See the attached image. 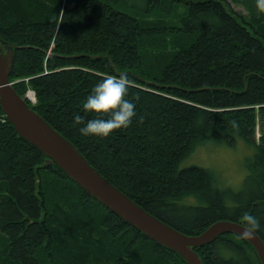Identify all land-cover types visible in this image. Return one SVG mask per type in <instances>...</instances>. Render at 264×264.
I'll return each instance as SVG.
<instances>
[{
    "label": "trees",
    "instance_id": "1",
    "mask_svg": "<svg viewBox=\"0 0 264 264\" xmlns=\"http://www.w3.org/2000/svg\"><path fill=\"white\" fill-rule=\"evenodd\" d=\"M233 3L0 0V39L22 47L8 76L17 94L32 89L29 108L129 199L187 235L218 220L250 228L255 217L264 242V12L256 0ZM109 74L129 77L136 115L84 137L73 117L92 118L82 102ZM239 142L249 155L237 191L214 168L183 163ZM44 159L0 109V264H186ZM195 253L204 264H260L234 234Z\"/></svg>",
    "mask_w": 264,
    "mask_h": 264
},
{
    "label": "water",
    "instance_id": "2",
    "mask_svg": "<svg viewBox=\"0 0 264 264\" xmlns=\"http://www.w3.org/2000/svg\"><path fill=\"white\" fill-rule=\"evenodd\" d=\"M22 47L0 39V109L17 135L46 156V163L56 165L90 197L140 230L148 238L172 251L186 264H201L195 249L211 243L223 234L245 240L264 264V244L259 236L241 222L218 220L196 235H184L156 218L145 214L120 190L108 182L77 149L28 107L9 82L15 50Z\"/></svg>",
    "mask_w": 264,
    "mask_h": 264
},
{
    "label": "clouds",
    "instance_id": "3",
    "mask_svg": "<svg viewBox=\"0 0 264 264\" xmlns=\"http://www.w3.org/2000/svg\"><path fill=\"white\" fill-rule=\"evenodd\" d=\"M259 11L264 12V0H256ZM130 80L126 74L106 75L91 88L82 102L85 113L94 114L92 118L77 113L73 122L77 124L78 132L84 137H107L114 130L127 128L136 115L134 99H129ZM251 229L259 227L255 217H248Z\"/></svg>",
    "mask_w": 264,
    "mask_h": 264
},
{
    "label": "rangeland",
    "instance_id": "4",
    "mask_svg": "<svg viewBox=\"0 0 264 264\" xmlns=\"http://www.w3.org/2000/svg\"><path fill=\"white\" fill-rule=\"evenodd\" d=\"M233 3V0H229ZM231 7L234 11L245 14V11L237 4L233 3ZM259 136V128L256 127L255 137ZM194 155H190L183 162L185 166H209L214 168L221 178H225L226 183L229 184L231 190L237 191L245 170L241 167L242 159L249 155V149L245 147L244 143L239 142L233 147H209L199 148ZM186 202H194L193 199H188Z\"/></svg>",
    "mask_w": 264,
    "mask_h": 264
},
{
    "label": "bare ground",
    "instance_id": "5",
    "mask_svg": "<svg viewBox=\"0 0 264 264\" xmlns=\"http://www.w3.org/2000/svg\"><path fill=\"white\" fill-rule=\"evenodd\" d=\"M61 9V8H60ZM61 12H62V9H61ZM61 12H60V14H61ZM24 48L26 47V46H23ZM44 74H46L47 73V71L45 70L44 72H43ZM101 75V74H100ZM36 113V112H35ZM37 114V113H36ZM38 115V114H37ZM38 116H40V115H38ZM41 117V116H40ZM42 118V117H41ZM44 121H46L44 118H42ZM47 122V121H46ZM48 123V122H47ZM49 124V123H48ZM11 125V124H10ZM50 125V124H49ZM12 126V125H11ZM50 127L53 129V130H55L51 125H50ZM12 128H13V126H12ZM13 130H14V128H13ZM15 131V130H14ZM56 131V130H55ZM57 133H59L58 131H56ZM15 133H16V131H15ZM17 134V133H16ZM60 134V133H59ZM61 135V134H60ZM65 140H67L63 135H61ZM68 141V140H67ZM30 145V144H29ZM33 147V146H32ZM36 149V148H35ZM37 150V149H36ZM40 154H42L39 150H37ZM80 154V153H79ZM43 155V154H42ZM81 155V154H80ZM44 157H45V159H44V164L45 165H48L47 163H46V156L45 155H43ZM89 165H90V163L89 162H87ZM91 166V165H90ZM92 168H94L93 166H91ZM59 169V168H58ZM95 169V168H94ZM60 170V169H59ZM96 170V169H95ZM68 179H70L62 170H60ZM97 171V170H96ZM71 180V179H70ZM72 181V180H71ZM83 190V189H82ZM126 196V195H125ZM127 197V196H126ZM131 200V199H130ZM132 201V200H131ZM133 202V201H132ZM135 203V202H134ZM138 207H140V209L145 213V214H147V215H149V216H152V217H154V218H156L157 220H159V221H161V222H163V223H165L164 221H162L161 219H159V218H157V217H155V216H153L152 214H150L149 213V211H147L144 207H142L141 205H139V204H137V203H135ZM104 208H106V207H104ZM107 209V208H106ZM108 210V209H107ZM108 211H110V210H108ZM111 212V211H110ZM112 213V212H111ZM114 214V213H113ZM115 215V214H114ZM43 216H44V210H42L41 209V206H40V210H39V217H38V219L39 220H42V218H43ZM117 216V215H116ZM119 219H121L119 216H117ZM122 221H124V222H126L125 220H123V219H121ZM127 223V222H126ZM128 225H130L129 223H127ZM167 226H169L170 228H172V229H174V230H176V231H178V232H180V233H182V234H184V235H187V234H185L184 232H182V231H179L178 229H176L175 227H172L171 225H169V224H167V223H165ZM131 226V225H130ZM132 227V226H131ZM132 228H134V227H132ZM136 231H138V232H140L141 234H143L140 230H137L136 228H134ZM144 235V234H143ZM145 236V235H144ZM147 239H149V240H151V241H153L154 243H156L157 245H159L160 247H162V248H164V249H166L165 247H163L162 245H160V243H158L157 241H155V240H152V239H150V238H148L147 236H145ZM216 240V239H215ZM214 240V241H215ZM213 242V241H212ZM211 242V243H212ZM263 242V241H262ZM210 244V243H209ZM263 244H264V242H263ZM197 254V253H196ZM178 255V254H177ZM179 256V255H178ZM180 258H181V256H179ZM198 257H199V255H198ZM182 259V258H181ZM199 259H200V257H199ZM200 263L201 264H204L203 262H201V259H200ZM260 263V262H259Z\"/></svg>",
    "mask_w": 264,
    "mask_h": 264
}]
</instances>
